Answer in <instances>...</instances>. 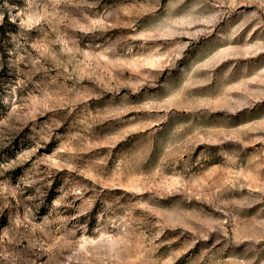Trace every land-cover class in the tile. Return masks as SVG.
<instances>
[{
	"label": "rangeland",
	"instance_id": "1",
	"mask_svg": "<svg viewBox=\"0 0 264 264\" xmlns=\"http://www.w3.org/2000/svg\"><path fill=\"white\" fill-rule=\"evenodd\" d=\"M0 264H264V0H0Z\"/></svg>",
	"mask_w": 264,
	"mask_h": 264
}]
</instances>
